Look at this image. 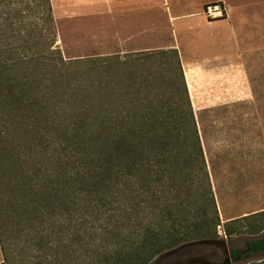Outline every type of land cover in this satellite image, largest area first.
<instances>
[{"label":"trees","instance_id":"16d2710c","mask_svg":"<svg viewBox=\"0 0 264 264\" xmlns=\"http://www.w3.org/2000/svg\"><path fill=\"white\" fill-rule=\"evenodd\" d=\"M0 163V264H170L220 225L264 230L220 221L177 50L66 60L50 0H0Z\"/></svg>","mask_w":264,"mask_h":264},{"label":"rangeland","instance_id":"374dc122","mask_svg":"<svg viewBox=\"0 0 264 264\" xmlns=\"http://www.w3.org/2000/svg\"><path fill=\"white\" fill-rule=\"evenodd\" d=\"M226 1L232 13H237L240 7L244 9L241 10V15L245 18L241 24L246 33L245 66L249 84L235 87L236 98L223 108H202L194 112L221 223L264 210V0ZM53 3L57 13L63 9V0H53ZM226 16L227 14L224 15ZM78 22V26H71L65 21H56L53 17L56 45L64 59H95L115 54L123 56L125 53L118 51L134 50V26H131L134 22L130 24V19L124 21L126 29L112 33L121 39L119 42L118 39L113 40L121 47L110 48L111 52L101 44L90 46L87 40V35L90 34L86 27L88 23ZM96 32L99 33L98 30ZM182 53L184 59L194 55L193 49L188 46H182ZM152 64L157 65L158 62ZM164 65L162 62V68ZM23 159V165H28L34 157L24 155ZM4 170L2 165L0 181ZM240 229V232L227 238L221 225L217 228L218 235L227 242L230 250L244 251L242 258H238L233 264H245L249 260L264 257V254L245 255L247 243L264 235V230L259 234H252L245 226ZM213 252L212 257H220L216 247ZM16 256L18 258L10 257L7 264H21L22 254ZM177 259L174 256L169 263L175 264ZM0 260L1 263V251Z\"/></svg>","mask_w":264,"mask_h":264},{"label":"crops","instance_id":"0c3cea01","mask_svg":"<svg viewBox=\"0 0 264 264\" xmlns=\"http://www.w3.org/2000/svg\"><path fill=\"white\" fill-rule=\"evenodd\" d=\"M218 1L225 5L227 16L206 18L204 6ZM52 4L56 21L71 26H78V21L88 23L90 46L101 44L108 52L121 47L113 41L121 39L112 33L126 29L124 21L130 19V24L134 22V50L130 52L176 49L194 112L223 108L236 98L235 87L249 84L241 5L239 13H232L226 0H63V9L57 13L53 0ZM182 46L193 49L194 55L184 59Z\"/></svg>","mask_w":264,"mask_h":264},{"label":"water","instance_id":"95a60500","mask_svg":"<svg viewBox=\"0 0 264 264\" xmlns=\"http://www.w3.org/2000/svg\"><path fill=\"white\" fill-rule=\"evenodd\" d=\"M214 247L220 252L219 258L212 257L214 255ZM180 255H185L186 257H178ZM174 256L178 258L175 264H233L236 260L231 258L228 244L223 239H202L183 243L169 250L164 255L168 260H172Z\"/></svg>","mask_w":264,"mask_h":264},{"label":"built area","instance_id":"2783aa9c","mask_svg":"<svg viewBox=\"0 0 264 264\" xmlns=\"http://www.w3.org/2000/svg\"><path fill=\"white\" fill-rule=\"evenodd\" d=\"M202 13L206 16L208 19H216L219 17H224L225 14H227V10L225 5L222 2H213L206 4L203 8Z\"/></svg>","mask_w":264,"mask_h":264},{"label":"flooded vegetation","instance_id":"af4514ba","mask_svg":"<svg viewBox=\"0 0 264 264\" xmlns=\"http://www.w3.org/2000/svg\"><path fill=\"white\" fill-rule=\"evenodd\" d=\"M243 253H244V251H239V253L237 254L236 257H238V258L242 257Z\"/></svg>","mask_w":264,"mask_h":264}]
</instances>
